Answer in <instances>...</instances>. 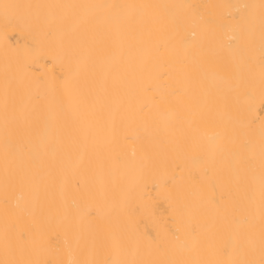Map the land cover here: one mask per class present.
Instances as JSON below:
<instances>
[{
  "label": "bare ground",
  "instance_id": "6f19581e",
  "mask_svg": "<svg viewBox=\"0 0 264 264\" xmlns=\"http://www.w3.org/2000/svg\"><path fill=\"white\" fill-rule=\"evenodd\" d=\"M262 258L264 0H0V264Z\"/></svg>",
  "mask_w": 264,
  "mask_h": 264
},
{
  "label": "snow or ice",
  "instance_id": "6c2138e0",
  "mask_svg": "<svg viewBox=\"0 0 264 264\" xmlns=\"http://www.w3.org/2000/svg\"><path fill=\"white\" fill-rule=\"evenodd\" d=\"M3 7L5 10H7L10 6L5 4V5H3ZM245 264H255V262L248 261V262H245ZM260 264H264V258L261 259Z\"/></svg>",
  "mask_w": 264,
  "mask_h": 264
}]
</instances>
